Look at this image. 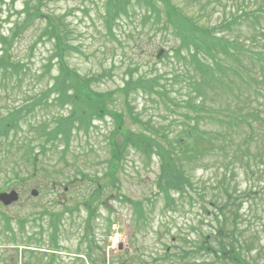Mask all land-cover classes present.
Segmentation results:
<instances>
[{"label":"trees","instance_id":"1","mask_svg":"<svg viewBox=\"0 0 264 264\" xmlns=\"http://www.w3.org/2000/svg\"><path fill=\"white\" fill-rule=\"evenodd\" d=\"M17 1L0 0V28L10 20V6ZM207 2L209 5L197 9V5L187 7L179 0H105V19L109 22L141 13L145 22L152 19L154 25L171 31L180 41L173 48L172 59L177 62L173 72L160 73L155 68L140 73L139 66H130L125 71L123 86L109 91L94 88L100 76L82 75L70 67L66 56L74 47L65 40L66 26L60 17L42 11L41 0H26L12 27L7 32L0 30V98L14 96L22 100L2 102L5 107L15 105L6 110L0 107V168L10 167L18 175L16 167L22 162L33 160L38 165L41 154L46 155L61 144V155L66 157L75 133L89 132L94 118L110 114L117 128L110 136L112 158L106 176L111 181L118 179L117 168L131 149L149 159L155 154L161 164L157 198L163 201L161 211L169 219L163 224L172 223L174 214L187 205H200L198 221L187 231L181 229L174 234L171 227L158 229L160 243L164 245L171 238L182 246L175 251L163 246L151 260H144V264H264L261 233L259 229L244 226L245 215L241 212L247 202L264 206V0ZM215 9L222 14L221 20L213 24L210 19ZM40 20L48 23L42 34L54 49L43 73L41 69L32 71L22 56L15 55L21 37L32 26L40 24ZM164 56L172 60L168 51ZM53 67L58 72L51 77L49 87L33 94L36 99L30 100L28 83L33 87L40 85ZM175 84H180L179 90L187 88L181 100L172 95ZM136 93L153 98L170 111H182L168 124H155L152 117L144 119L141 112L132 108L129 98ZM117 94L124 97L127 111L110 107ZM57 103L73 106L68 115L59 114L53 117L52 123L40 124L42 127L38 130L43 133L40 139L46 138L44 143L35 144L39 150H35L28 138L17 141L23 125L29 124L30 113L34 114L37 107ZM176 122L182 127L173 130ZM118 133L122 135L121 144L114 140ZM214 156L224 161L216 169L222 170L216 182L220 191L208 196L209 188L200 187L193 173ZM238 169H242L248 182L245 188L238 182ZM51 180L56 183L54 175ZM101 195L99 188L88 200L93 204ZM143 202L134 201L135 211L137 219L147 223L149 211L143 209ZM53 220L51 224L56 233L60 223ZM21 226L25 227L23 221ZM8 229L12 230L10 226ZM88 246L91 258L93 244ZM58 248L55 243L53 250ZM28 261L29 264H62L54 255L39 256L34 251ZM130 261L135 263L136 257ZM105 263L93 259L92 264ZM71 264L85 262L77 257Z\"/></svg>","mask_w":264,"mask_h":264},{"label":"rangeland","instance_id":"2","mask_svg":"<svg viewBox=\"0 0 264 264\" xmlns=\"http://www.w3.org/2000/svg\"><path fill=\"white\" fill-rule=\"evenodd\" d=\"M24 1L19 0L14 6H11L10 22L17 19L16 11L22 10ZM179 1L187 7L197 5V9L203 5H209L207 0H203L202 3L200 0H196V2L194 0ZM41 9L63 20L68 32L65 40L74 47L66 56L68 64L82 75L100 76V80L93 84L94 88L99 91L115 90L122 87L125 71L130 66L133 68L139 66L140 73L155 68L159 69L160 73L165 71L171 73L176 67L177 62L173 59L169 60L164 55L166 50H170L172 53L174 46L179 43L178 39L171 32L154 25L152 19L145 22L140 12L131 18L124 17L115 22H109L105 19V0H43ZM215 10L210 19L213 24L221 20L222 14V11ZM47 25L46 20H41L40 24L32 26L25 32L16 47L15 55L22 56L32 71L45 68V64L52 54V43L46 37L41 38V29ZM10 27H12L11 24H6L3 30ZM62 30L64 32V27ZM161 50L163 52L158 55ZM52 73H57L56 69H53ZM46 77L48 78L49 75ZM46 83L43 82L34 87L30 83L28 90L32 95L36 94L43 89ZM171 83L174 84V81ZM179 89L180 84L173 85L172 95L181 100L185 97L187 88ZM30 99H36V97L32 96ZM152 99L143 93H136L133 98H129V101L136 112H141L144 119L152 117L155 124H168L178 112L182 111L177 109L178 112L170 111ZM126 106L124 97L117 94L115 103L110 107L127 111ZM51 109L53 112L39 111L29 118L30 128L26 138L31 140L34 146L44 143L46 136L44 139L37 140L39 134L43 136V133L38 130L42 126L32 128V125L39 121L51 120L49 116L60 110V107L52 106ZM69 109L65 108L64 111L62 109L59 114L66 115ZM127 120L132 128L137 129L135 124L129 119ZM52 122L53 120H51ZM115 126L112 118L104 116L94 122L89 132L82 131L80 134H74L71 148H69L66 157L61 155L63 148V144H61V147L51 149L48 154H41L38 166L37 162L33 160L26 161L25 164L21 163L20 167H16V170L19 171L18 175H15L10 167L0 168V191L10 181L9 185L5 187L6 190L16 189L20 193L18 202L10 206L0 204V264H29V254L26 252L24 243L28 237L35 236L38 239L41 237L43 245L41 242L30 241L31 245H41L47 248L53 230L49 227L50 220L48 216L44 215V212L57 214L55 219L58 223L61 215L58 213H65L61 216L62 221L58 227V229L61 227L59 241L63 246L59 254L65 259L68 258L61 260L64 264H70L69 258L79 252L81 246L86 247V244H81V242L89 220L92 234L90 237L93 239L95 236L101 250L93 253V257L106 255L110 264H114L117 259L114 256L115 252L117 253L119 250V236L123 237L125 246L129 245L134 249L135 244L140 247L141 252L145 250L147 257L151 253L156 255L157 250H161V244L156 237L157 228L160 225L159 222L165 221L166 218L159 214L163 201L157 198L160 158L153 155L149 159L141 152L131 149L125 159L121 161V166L117 168L118 179L115 177L111 181L105 173L108 171L111 158V145L108 137ZM24 129H28L26 124ZM173 129H179V126L175 124ZM16 138L17 141H20L25 136L19 133ZM114 140L121 144L122 135L116 134ZM36 149L40 148L35 146ZM223 163L221 157L214 156L207 159L204 166L196 169L193 173L195 181H198L200 187L209 188L208 196L218 194L220 191L216 182L220 178L222 170L216 169L223 166ZM86 173L90 177H85ZM51 175L56 177V183L52 182ZM237 175L240 187L245 188L248 182L242 169H238ZM11 179L14 180L11 181ZM98 184L104 185V188L100 199L96 200L94 205L96 213L90 219L91 210L83 204L90 203L88 195L94 191ZM33 189L40 192L37 197L31 195ZM150 198L154 201V205L149 202ZM142 199L147 200L143 202V209H147L151 213L149 224L144 227L135 219V204L129 202ZM101 201H104V204ZM199 209V204L193 207L187 205L184 210L175 213V220L170 224L172 232L176 233L181 229L185 232L191 223H197ZM241 212L245 215L244 226L249 225L248 229H259L264 241V206H255L247 202ZM5 217L10 220L11 227L15 232L20 235L16 241L6 235L2 236L3 229L7 225ZM21 219L26 225L23 236L19 230V220ZM109 219L113 221L110 226ZM167 241L172 243L171 240ZM113 243H116L115 248L112 246ZM175 243L178 247L182 246L181 242ZM172 246L174 250L177 249L175 244ZM35 250L42 251L39 248ZM34 261L36 262V260Z\"/></svg>","mask_w":264,"mask_h":264},{"label":"water","instance_id":"3","mask_svg":"<svg viewBox=\"0 0 264 264\" xmlns=\"http://www.w3.org/2000/svg\"><path fill=\"white\" fill-rule=\"evenodd\" d=\"M33 195H37L38 192L36 190H34ZM19 198V194L17 191L12 190L11 192L7 193V192H2L0 194V200L5 203L6 205L11 204L15 201H17Z\"/></svg>","mask_w":264,"mask_h":264},{"label":"flooded vegetation","instance_id":"4","mask_svg":"<svg viewBox=\"0 0 264 264\" xmlns=\"http://www.w3.org/2000/svg\"><path fill=\"white\" fill-rule=\"evenodd\" d=\"M122 252H125V250H123Z\"/></svg>","mask_w":264,"mask_h":264}]
</instances>
